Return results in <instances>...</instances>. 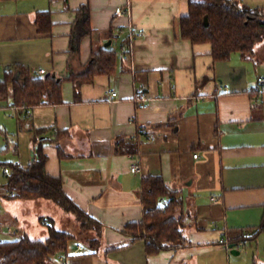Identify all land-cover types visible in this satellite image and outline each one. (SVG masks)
Wrapping results in <instances>:
<instances>
[{
    "label": "crops",
    "instance_id": "obj_1",
    "mask_svg": "<svg viewBox=\"0 0 264 264\" xmlns=\"http://www.w3.org/2000/svg\"><path fill=\"white\" fill-rule=\"evenodd\" d=\"M189 1L0 0V81L22 66L63 79L62 104L26 111L0 101V151L8 149L0 160L11 154L27 168L41 144L48 175L61 178L66 194L104 226L100 250L91 254L76 243L69 264H264V236L241 241L264 218V95L255 89L264 76V45L252 57L235 53L216 62L211 44L182 37ZM84 7L92 34L76 55L73 32ZM40 12L50 13L48 32L38 30ZM129 27L144 32L133 41L132 57L120 52ZM109 41L117 71L95 76L77 95L68 77L80 75ZM112 92L118 96L111 101ZM121 141L136 152L117 154ZM134 163L140 173L131 172ZM154 175L181 195L177 216L187 246L148 257L144 240L132 241L126 227L144 219L140 187ZM12 201V218L24 220L17 207L23 200ZM58 258L50 264H60Z\"/></svg>",
    "mask_w": 264,
    "mask_h": 264
},
{
    "label": "trees",
    "instance_id": "obj_2",
    "mask_svg": "<svg viewBox=\"0 0 264 264\" xmlns=\"http://www.w3.org/2000/svg\"><path fill=\"white\" fill-rule=\"evenodd\" d=\"M189 12L181 18L182 37L194 44L212 45V57L216 62L228 61L235 53L244 57L257 54L264 45V10L252 9L232 0H190ZM88 7L79 10L73 32L72 51L79 54L84 37L92 34ZM36 22L40 32L52 27L50 13H38ZM128 37L124 39L126 43ZM117 50L109 47L95 52L80 75H70L77 95L80 87L92 83L95 76L110 75L117 71ZM63 79L51 75H35L25 67L10 69L4 81H0V101H12V105L31 111L38 105L63 103ZM35 159L24 168L18 162H3L0 169L8 168L7 182L3 186L10 200H46L72 213L77 219L78 234L56 229L48 222L49 236L41 241L23 236L14 240L0 241V264H50L59 255H67L71 241L78 237L95 254L100 250L104 226L83 211L64 191L63 180L46 172L47 155L42 145L35 149ZM136 145L130 141L115 144L117 154L135 153ZM8 149L0 151L7 152ZM140 201L144 207V219L140 223H129L127 235L132 241L144 240L148 257L187 246L184 222L177 212L182 206L178 191L168 187L161 176H145L141 183ZM247 241H256L264 236V218L259 226L251 230ZM242 236V240H243ZM241 240V241H242Z\"/></svg>",
    "mask_w": 264,
    "mask_h": 264
},
{
    "label": "rangeland",
    "instance_id": "obj_3",
    "mask_svg": "<svg viewBox=\"0 0 264 264\" xmlns=\"http://www.w3.org/2000/svg\"><path fill=\"white\" fill-rule=\"evenodd\" d=\"M240 1V3L244 2L249 3L252 9H260L264 10V0H236ZM14 160V157L11 154L4 155L2 158L3 162H11ZM6 176L3 174L2 168L0 169V184L3 185L6 182ZM0 191H4L3 187H1ZM4 193V192H3ZM2 194V193H1ZM46 201V200H45ZM13 201L8 199L6 196L0 197V222L8 223L13 226L14 230H18L15 232L19 237L30 236L32 239H39L41 241L47 238L48 234V224L53 225V220H55V225L57 228L62 229L63 231L73 232L78 234V224L75 216L70 213H66L61 207L51 203L44 202V200H27L17 202L18 210L22 211V216L25 217L24 220H16L12 218V213L9 210L8 205ZM20 203V204H19ZM48 203V204H45ZM35 204V205H33ZM48 206V210L42 211L43 205ZM14 237L11 236V238ZM261 240V252L264 249V237L260 238ZM263 242V243H262ZM76 243H81L83 245L84 242L80 237L76 240L71 241L70 248L76 245ZM257 245V243H256Z\"/></svg>",
    "mask_w": 264,
    "mask_h": 264
},
{
    "label": "built area",
    "instance_id": "obj_4",
    "mask_svg": "<svg viewBox=\"0 0 264 264\" xmlns=\"http://www.w3.org/2000/svg\"><path fill=\"white\" fill-rule=\"evenodd\" d=\"M123 12L124 11L121 8L118 10V13L119 14L120 13H123ZM126 13L129 14V11H126ZM133 29H134L133 27H129V30L127 32L128 33V40H127L126 43H123L121 45V50H120V52H121L122 55H126V56H129V57H132L133 56L134 48L132 47V44H133L134 39L138 35H143L144 34V32H140V33L134 32ZM123 32L124 31H121V33H123ZM45 74H46V71L43 70V69H41V70H39L37 72L36 75H45ZM256 85L257 86H256L255 89H256L257 93L259 94V96L264 95V76H259L258 77L257 82H256ZM117 96H118L117 93L112 92L111 95H109V98L112 101V100L116 99ZM197 157H198V154H196L194 156V158H197ZM140 171H141V167L137 163H134L132 165V167H131V172L134 173V174H136V173H140ZM3 173L5 175H9L10 174V171H9L8 168H4L3 169ZM212 200H213V202H219L220 201L216 197L215 198H212ZM0 230H1L0 234H5V235H8V236H13V235L15 236L16 235L15 232H18L17 230H14L13 226L8 225V224L1 225L0 226ZM248 237H249V233H245L243 235V238L244 239L242 240V242L244 244L248 243L247 242V238ZM2 240L3 239L0 237V241H2ZM220 242H221L222 245L223 244H226V242H225L224 239H221ZM77 248H78V252H81V251H84L85 250L84 247H82V246H78ZM227 248H229V247L227 246ZM71 258H72V256H70L68 254L67 255H61L58 258V261L60 262V264H69L70 263L69 261H70Z\"/></svg>",
    "mask_w": 264,
    "mask_h": 264
},
{
    "label": "water",
    "instance_id": "obj_5",
    "mask_svg": "<svg viewBox=\"0 0 264 264\" xmlns=\"http://www.w3.org/2000/svg\"><path fill=\"white\" fill-rule=\"evenodd\" d=\"M111 44H112V42L109 41V42L105 45V47L107 48V47H109Z\"/></svg>",
    "mask_w": 264,
    "mask_h": 264
}]
</instances>
